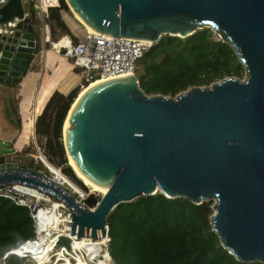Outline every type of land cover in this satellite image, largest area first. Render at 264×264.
Masks as SVG:
<instances>
[{
    "label": "water",
    "instance_id": "water-1",
    "mask_svg": "<svg viewBox=\"0 0 264 264\" xmlns=\"http://www.w3.org/2000/svg\"><path fill=\"white\" fill-rule=\"evenodd\" d=\"M65 2L96 32L135 41L210 27L234 49L246 77L176 97L147 95L137 75L99 80L65 118L73 163L107 188L97 205L83 206L20 161L0 164V188L17 183L58 198L72 211V234L95 240L106 235L112 211L141 196L214 200L211 224L223 247L239 261L264 263V0ZM36 26L22 0L0 6V27L9 32L0 33V85H17L26 74L38 50Z\"/></svg>",
    "mask_w": 264,
    "mask_h": 264
},
{
    "label": "trees",
    "instance_id": "trees-1",
    "mask_svg": "<svg viewBox=\"0 0 264 264\" xmlns=\"http://www.w3.org/2000/svg\"><path fill=\"white\" fill-rule=\"evenodd\" d=\"M27 6L35 18L34 2ZM62 14L85 30L65 0H60V7L52 10L55 18ZM216 36L210 27L185 38L165 35L138 61L135 72L140 88L147 95L176 97L192 87L210 86L226 77L243 78L246 70L238 55ZM80 91L77 87L68 94L55 91L51 95L35 118V141L22 153L25 156L22 163L31 170L46 171L43 163L34 161L39 148L51 164L86 188L68 163L62 135L66 114ZM8 105L11 120L19 125L14 101ZM4 162L6 157L0 156V164ZM99 199L92 194L86 204L94 208ZM213 203L211 200L195 204L182 197L168 198L160 192L121 203L108 217L110 241L104 249L114 264H264L239 261L223 247L211 224ZM35 237L30 210L0 197V264L8 252ZM63 239L69 238L61 237V245ZM7 262L35 264L29 256H10Z\"/></svg>",
    "mask_w": 264,
    "mask_h": 264
},
{
    "label": "built area",
    "instance_id": "built-area-1",
    "mask_svg": "<svg viewBox=\"0 0 264 264\" xmlns=\"http://www.w3.org/2000/svg\"><path fill=\"white\" fill-rule=\"evenodd\" d=\"M8 1L0 0V6L5 5ZM31 1L35 5V15L39 28L38 51L35 55L43 57L46 51L55 48L59 53L57 59L60 56L72 59L73 65L82 79L80 84L82 90L99 80L136 75L135 71L138 67V61L154 44L152 42L147 43L111 36L103 32L92 33L89 31H85L83 35H77V37L71 39L60 35L58 20H56V23L53 22L55 17L52 15V10L60 7V0H22V4L28 5ZM0 33L9 32L5 27H0ZM56 42L62 44L60 48L55 47ZM38 151L39 154L34 156V161L35 164H44L46 171H41L45 173L46 178L64 187L83 206L92 209L86 204V201L90 195L96 194L95 191L89 187L84 188L70 179L60 168L51 164L40 152L39 148ZM5 157L11 160L20 158L19 160L16 159V161L20 162H23L25 158L22 153L13 152H8ZM0 197L28 208L34 220L36 233L34 239L27 241L18 249L8 252L2 259L3 264H6L10 256L35 257L34 254L39 255L36 260H48L47 264H49L58 258L56 256L59 254L54 256L56 252L62 255L66 254L68 262L71 263L72 259L69 255L72 257L73 253L82 251L83 248H77L79 238L72 234V211L58 198L39 189L17 183L3 185L0 188ZM61 237L71 240V251L59 243ZM102 241L103 245L106 244L105 246L109 243L108 229ZM29 246H38L40 248L36 252H30L26 250ZM103 254L104 250L102 252L104 259ZM97 256L94 257L95 260H98ZM90 257L92 258V256ZM110 264H114L112 258Z\"/></svg>",
    "mask_w": 264,
    "mask_h": 264
},
{
    "label": "crops",
    "instance_id": "crops-1",
    "mask_svg": "<svg viewBox=\"0 0 264 264\" xmlns=\"http://www.w3.org/2000/svg\"><path fill=\"white\" fill-rule=\"evenodd\" d=\"M25 6L26 5L24 4L23 7L26 15H30L29 8L26 9ZM64 18H66L65 15H62L60 18H55L56 20L61 22L58 23L60 35L73 39V32L69 33L64 31V26L67 25L78 27L79 29L81 28L80 26L75 24L76 22H74L73 20H69L67 18V20L64 21ZM62 60L63 56H60L56 60L53 68H48L46 66V58L35 55L29 69L27 70L26 74L20 79L17 85H0V141L3 144H8L10 149H12L10 152L14 151L15 153H24L26 147L35 141V118L43 111L51 95L55 91H60L61 93L66 94L65 91H63L62 83L64 76L68 74L67 68H65V72H63V74L59 76V78H57L55 85H52L51 87L49 85L50 80L57 77V74L59 72V64ZM65 65L68 66V63H66ZM79 85L80 81L76 87H79ZM15 89L17 90V92H14ZM6 90H12L16 95L14 103L19 115V125L14 124V122L11 120L8 111L9 105L2 100V93ZM71 91H68V93H70ZM28 114L29 116H32L33 119L31 127V139L29 143L18 145V142L21 139V133L24 130V119L26 118L24 116ZM0 150L3 149L0 147ZM7 153L8 148H5V151L1 153L0 156H6Z\"/></svg>",
    "mask_w": 264,
    "mask_h": 264
},
{
    "label": "bare ground",
    "instance_id": "bare-ground-1",
    "mask_svg": "<svg viewBox=\"0 0 264 264\" xmlns=\"http://www.w3.org/2000/svg\"><path fill=\"white\" fill-rule=\"evenodd\" d=\"M74 15L85 26V28H86L87 31L92 32V33L96 32L91 27H89L88 25H86V23H84V21H82V19L77 14L74 13ZM53 22L56 23V19L55 18H53ZM61 45L62 44L59 43V42H56L55 43V47L56 48H60ZM58 56H59V53H58V51L55 48H51L50 51H46L45 55L43 56L44 58H46V66L48 68H53V66H54V64H55ZM62 74H63V69L60 68L59 69V72L57 74V77H55L54 79H51L50 80V82H49L50 87L52 85H55V82H56L57 78H59V76H61ZM124 77H126V76H124ZM78 96L76 97V99L74 100V102L78 99ZM70 111H69L68 115H70ZM24 117H26L24 119V121H25L24 122V130L21 133V139L18 142V145H23V144L29 143L30 142V139H31V127H32L33 119H32V116H29V114L28 115H25ZM67 123H68V116H67V119L65 121L64 137H63V142H64V145H65V148H66V151H67V155H68V163L72 167V169L75 171V173L77 174V176L83 181V183L86 186H88V187L92 188L93 190L99 192L100 195L102 196V195H104L107 192V188L104 187V186H102V185H99V184L91 181L87 177H85L77 169V167L75 166V164L72 161V158H71V156L69 154V151L67 149V137H66L67 136V134H66V126H67ZM103 239H104V237H102L100 240H95L92 237H82V238L79 239V241L77 243V248H80V249H82V248L86 249L87 248V251L92 256V259H94V257L97 256V255H99L100 253L102 254V252L104 250V254H103L104 261L102 262V264H110V262H111L110 254L107 252V250H105L104 248H102V245H103V241L102 240ZM39 248L40 247H38V246H29V247L26 248V250H28L30 252H33V251L36 252ZM60 264H71V263H69V262H67V263L62 262ZM73 264H88V263L85 262L84 260H81L80 259V260H78L77 263H73Z\"/></svg>",
    "mask_w": 264,
    "mask_h": 264
},
{
    "label": "rangeland",
    "instance_id": "rangeland-1",
    "mask_svg": "<svg viewBox=\"0 0 264 264\" xmlns=\"http://www.w3.org/2000/svg\"><path fill=\"white\" fill-rule=\"evenodd\" d=\"M25 8L27 9L28 8V6L26 5L25 6ZM62 15H64V14H62ZM66 16V18H64V21H66L67 20V18L70 20L71 18L70 17H68L67 15H65ZM74 16V15H73ZM75 18V17H74ZM76 19V18H75ZM71 20H73V19H71ZM77 20V19H76ZM74 21V20H73ZM78 21V20H77ZM75 22V21H74ZM58 23H61V22H59L58 21ZM75 24H77V23H75ZM79 26V25H78ZM63 30L64 31H66V32H73V35H74V38L75 37H77V35L78 36H81V35H83L84 33H85V31H87L86 30V28H85V30H82V29H79L78 27H74V26H67V25H65L64 26V28H63ZM217 38H219L218 36H216ZM66 63H68V66L67 65H65ZM60 68H62L63 69V72H65V68H67L68 69V74L67 75H65L64 76V79H63V83H62V88H63V91H65V93L66 94H68V91H71V90H73V89H75V88H77L76 86L78 85V83H79V81H80V84H81V81H82V79H81V77H80V75L78 74V72H77V70L75 69V67H74V65H73V61H72V59H70V58H68V57H66V56H63V60L61 61V63L59 64V69ZM29 69V68H28ZM58 69V70H59ZM233 77H235V76H233ZM245 77H246V74H245V76L243 77V78H239V79H245ZM235 78H238V77H235ZM79 87H80V85H79ZM14 92H17V90L15 89L14 90ZM12 90H6V91H4L3 93H2V100L4 101V102H6V103H9V104H11L13 101H14V99H15V93H14ZM82 92V89H81V91H80V93ZM80 95V94H79ZM9 108V107H8ZM0 147L3 149V150H0V154L1 153H3L4 151H5V148H8V152H10L12 149H10V147L8 146V144L6 143V144H3V143H1V141H0ZM29 146H27L26 147V149L28 148ZM25 149V150H26ZM24 150V151H25ZM13 153H15L14 151H13ZM16 159L17 158H14L13 160H11V159H7V161L9 162V161H11V162H15L16 161ZM17 160H19V159H17ZM74 171V170H73ZM75 172V171H74ZM76 174V173H75ZM77 175V174H76ZM78 177V176H77ZM82 181V180H81ZM82 183H83V181H82ZM83 185L87 188L88 186H86L84 183H83ZM90 188V187H89ZM90 189H92V188H90ZM93 190V189H92ZM93 191H95V190H93ZM95 193L99 196V197H101V195H100V193L99 192H97V191H95ZM214 201V200H213ZM70 241L71 240H69V239H63L62 240V244H64V246L65 247H69L70 246ZM106 245V244H105ZM105 245H103V248H105L106 246ZM34 256L35 257H32V256H30L32 259H33V261H34V263L35 264H42V263H44V264H47V262H49L48 260L47 261H39V260H36V259H38V257H39V255H35L34 254ZM91 255H90V253L88 252V251H86V249H82V251H77V252H75V253H73V256L71 257V255H69V257L72 259V262H73V260L75 261V263L76 262H78V260H85V261H87V263L88 264H102V262L104 261V259H103V257H102V254H99L97 257V259L98 260H93L91 257H90ZM56 257H58L56 260H53V262L51 261L49 264H60V263H62V262H65V263H67L68 262V258H67V256H66V254L65 255H62L61 253H59V255L58 256H56ZM56 257H54V258H56ZM53 258V259H54ZM83 258V259H82ZM16 259V258H15ZM40 259V258H39ZM61 259H62V261H61ZM72 262H71V264H72ZM3 264V263H2ZM6 264H8L7 262H6Z\"/></svg>",
    "mask_w": 264,
    "mask_h": 264
},
{
    "label": "flooded vegetation",
    "instance_id": "flooded-vegetation-1",
    "mask_svg": "<svg viewBox=\"0 0 264 264\" xmlns=\"http://www.w3.org/2000/svg\"><path fill=\"white\" fill-rule=\"evenodd\" d=\"M36 24H37V28H36V35H37V37H38V39H39V28H38V23H37V20H36Z\"/></svg>",
    "mask_w": 264,
    "mask_h": 264
}]
</instances>
